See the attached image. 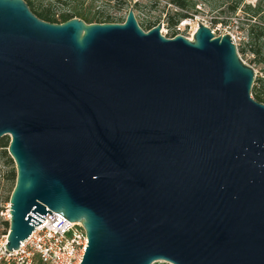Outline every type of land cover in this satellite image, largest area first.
Wrapping results in <instances>:
<instances>
[{"label": "water", "instance_id": "obj_1", "mask_svg": "<svg viewBox=\"0 0 264 264\" xmlns=\"http://www.w3.org/2000/svg\"><path fill=\"white\" fill-rule=\"evenodd\" d=\"M54 23L0 0V139L17 167L7 248L47 213L80 264H264V103L232 35Z\"/></svg>", "mask_w": 264, "mask_h": 264}, {"label": "rangeland", "instance_id": "obj_2", "mask_svg": "<svg viewBox=\"0 0 264 264\" xmlns=\"http://www.w3.org/2000/svg\"><path fill=\"white\" fill-rule=\"evenodd\" d=\"M34 6L38 10H48L56 13V17L70 8L64 6L58 0H33ZM139 9L135 10L132 4H123L117 0H80L79 5L89 13L90 17H95L89 23L124 22L129 10H135L140 25L147 29L146 22H156L155 25L163 21L161 31L167 37H174L181 34L187 37L192 36L199 22L211 27L216 35L230 33L236 43L241 58L253 67L255 71V81L253 88H259L260 78L264 77V47L257 54L251 44V36L248 26L245 24V14L241 9L235 13L231 12L224 3L226 0H191L194 7L191 9L193 17L182 18L178 24L171 26L168 22L169 14H174L176 6L172 0H136ZM246 3L255 5L257 0H244ZM218 19V23H213ZM61 23V22H55ZM254 96V95H253ZM11 136L6 135L0 139V220L3 212L10 204V197L16 185L17 167L14 159L8 151ZM155 264H171L160 261Z\"/></svg>", "mask_w": 264, "mask_h": 264}, {"label": "built area", "instance_id": "obj_3", "mask_svg": "<svg viewBox=\"0 0 264 264\" xmlns=\"http://www.w3.org/2000/svg\"><path fill=\"white\" fill-rule=\"evenodd\" d=\"M10 211L9 204L2 214L3 219L0 220V264L81 263L89 242L81 222H70L55 211H52V214L47 213L45 220L34 227L33 232L20 243L19 248L10 251L6 247L12 218Z\"/></svg>", "mask_w": 264, "mask_h": 264}, {"label": "trees", "instance_id": "obj_4", "mask_svg": "<svg viewBox=\"0 0 264 264\" xmlns=\"http://www.w3.org/2000/svg\"><path fill=\"white\" fill-rule=\"evenodd\" d=\"M31 8V10L40 18L49 21V22H65L71 18L78 17L84 19L86 22H93L92 20L95 17H90L89 13L86 12L80 5V0H58L64 6H70V8L63 11L59 17H56V13L48 10H38L34 6L33 0H26ZM123 4H132L134 9H139V3L136 0H117ZM227 4L231 12H236L238 9H241L244 14L245 24L248 26V31L251 36V44L253 50L260 54V49L264 47V0H257L255 5L251 3H246L244 0H226L224 1ZM172 4L176 6L174 14H169L168 22L171 26L178 24L182 18H191L193 13L191 9L194 7V4L191 0H172ZM218 19H215L213 23H218ZM156 22L147 21V29L150 30L154 27ZM144 29V28H143ZM147 30V31H148ZM261 85L259 88H253L252 94L253 97L264 103V77L259 79ZM9 146V145H8ZM17 180V179H16Z\"/></svg>", "mask_w": 264, "mask_h": 264}]
</instances>
